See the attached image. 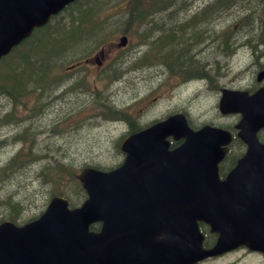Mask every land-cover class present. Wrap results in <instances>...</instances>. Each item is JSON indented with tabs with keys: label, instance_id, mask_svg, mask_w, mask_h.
Here are the masks:
<instances>
[{
	"label": "rangeland",
	"instance_id": "1",
	"mask_svg": "<svg viewBox=\"0 0 264 264\" xmlns=\"http://www.w3.org/2000/svg\"><path fill=\"white\" fill-rule=\"evenodd\" d=\"M83 1L77 9L88 10L92 3L93 8L78 18L73 28L76 33L73 45L68 46L64 57L59 59L64 58L57 65L63 68L59 75L61 83H54L59 81L56 75L59 70L53 67L50 70L54 73L44 72L47 77L42 79L54 83L53 87L38 86L30 81L27 97L23 94L13 97L0 88V221L18 213L16 218L22 223L38 215L55 194H64L71 202L81 203L85 196L78 180L80 171L87 166L108 170L122 162L120 144L128 135L129 125L126 121L103 115L105 105L125 113L131 109L128 114H132L138 125L154 123L175 112L187 114L194 125L225 122L218 116L215 93L204 91L207 85L204 81L178 86L171 80L173 77H166V66L144 64L146 52L159 55L158 52L163 51L160 56L169 62V58L174 59L176 50L158 43L157 32L141 42L138 33L144 31L137 28L128 0ZM147 1L144 6H149ZM203 1L187 0V8ZM220 2L232 9L224 13L213 34L221 33L226 24L235 26L236 55L229 82L240 87L249 86L252 77L246 80L250 75L247 65L254 59L247 48L252 44L258 46L262 39L264 7L261 4L264 0ZM74 14L73 10L65 11L54 25H65V20ZM87 32L97 37L87 40L88 36H84ZM122 35L129 39L124 48L118 46ZM188 44L185 47L191 51L185 53L187 56L205 52L207 57L216 52L211 49L215 48V43L204 51H199L201 47L197 44ZM50 48L58 54L63 51L57 37L55 41L40 39L34 55L42 59ZM82 53L88 55L85 58L102 53L108 66H118V79L105 74L106 68L99 70L94 66L67 71ZM58 58H55L56 63ZM40 63L49 67L46 61ZM135 63L143 66L135 68ZM198 64L202 66V60ZM210 64H205L204 69L211 71ZM225 66L224 61L216 66L219 75L227 73ZM29 72L30 68H27L25 73ZM3 74L10 75L18 85L23 83L21 89L27 86L26 75L22 79L20 74L6 69L0 71V75ZM220 80L222 85L229 86L226 77ZM68 81L72 83L68 85ZM168 84H174V87ZM13 100L17 103L13 104ZM19 151L24 155L19 158L18 167L9 168L10 161Z\"/></svg>",
	"mask_w": 264,
	"mask_h": 264
},
{
	"label": "water",
	"instance_id": "2",
	"mask_svg": "<svg viewBox=\"0 0 264 264\" xmlns=\"http://www.w3.org/2000/svg\"><path fill=\"white\" fill-rule=\"evenodd\" d=\"M71 1L0 0V57ZM121 42L125 44L126 38ZM232 98L236 107L232 111L244 115L245 138L250 144L236 167L237 174L249 169L246 174H252L251 168L264 172V144L256 138V132L264 127V96L258 92L241 105L238 95ZM170 123L129 137L123 144L128 156L117 169L82 170L79 179L88 198L81 207L69 209L67 200L56 196L40 219L24 226L10 222L0 226V264L29 263L27 246L33 248L34 255L42 251L47 264H93L85 257L89 255H94L95 264H135L137 250L140 254L153 252L156 264H162L167 256L171 264L172 259L175 264H190L216 253L203 248L199 220L220 234V249L246 240L244 243L250 245L255 240L261 246L264 218L257 213L264 209V185L258 192L253 190L247 202L224 205L226 188L215 187L213 181L222 152L207 148L201 140L217 133L209 128L192 132L183 121L186 146L166 153V136L176 131ZM96 221L102 222L101 230L90 233L89 225ZM255 233L259 237L255 238ZM22 236H27L23 238L27 246L16 242Z\"/></svg>",
	"mask_w": 264,
	"mask_h": 264
},
{
	"label": "flooded vegetation",
	"instance_id": "3",
	"mask_svg": "<svg viewBox=\"0 0 264 264\" xmlns=\"http://www.w3.org/2000/svg\"><path fill=\"white\" fill-rule=\"evenodd\" d=\"M184 0H174L170 1L165 8L152 9L151 12L148 8H137L136 16V26L139 29L146 30L139 34V38L146 39L147 37L152 36L153 32L159 33L156 37L158 43L169 47L171 45H176V52L173 56L174 59L169 58V62H165L161 58H153L152 55L146 57L144 55V64L147 66H156L162 67L166 66V77H173L171 80L178 86L187 84L188 77L194 78L197 82L204 81L206 89L204 91H210L215 93L216 97V106L218 116L225 122L221 123H210L211 125L221 126L224 129L226 128L233 134V139L229 143L227 153L219 165V177L221 180L227 178L228 174L232 171L236 165L237 159L240 158L247 150L245 143L236 136V125L239 122V119L236 117V114H224L220 111V103L222 98V92L226 88L231 89H242L248 91L249 93H254L260 88L264 89V25L261 26V32L263 33L262 39L259 42L258 46L252 44L247 48V52H250L251 58L254 59L249 63L248 68H250V75L246 80L252 77L249 81V86H236L231 85L229 80L232 79V62L235 56V26L226 24L225 28L222 29L221 33L213 34L214 29L219 25L221 17L224 13H229L232 7H227L220 0H204L203 3H198L196 6L187 8L184 6ZM264 7V4H261ZM162 13V14H159ZM250 31H254L251 29ZM144 41V40H143ZM251 41V39H247ZM191 43V44H188ZM216 44L215 53L213 56L205 57V52H199L195 55H189L193 57L191 62L190 72L187 69V55L186 45L197 44L201 49L199 51L207 50L211 44ZM191 51V50H190ZM202 60L203 65L198 64ZM224 61L226 64L227 73L225 75H219L216 71V66ZM91 63L95 64L94 60H90ZM211 62V64H210ZM86 62L78 63L74 66L73 69H79ZM210 64L211 71L205 70L204 65ZM143 64L135 63V68L142 67ZM183 67L182 70L181 68ZM100 68H106L105 63L100 66ZM72 69V70H73ZM262 72L261 80H258V74ZM227 78V84L225 86L221 84L220 78ZM219 81V82H218ZM72 82L68 81V85ZM170 87H174V84H168ZM232 86V87H231ZM131 112V109L128 113ZM184 113V112H183ZM171 114H168L170 116ZM167 116V117H168ZM129 118L134 122L135 118L132 114H128L122 119V121L129 122ZM238 119V120H237ZM152 123V122H151ZM151 123H147L149 125ZM135 126H146L138 125L134 122ZM264 141V135H263ZM181 141H174L171 143V147H176ZM235 159V160H234ZM245 178V177H244ZM243 179V177H240ZM33 219V217H32ZM25 220V222H27ZM94 230H98V227L93 225ZM27 236H22L20 241H16L20 246L25 244L27 246ZM217 238V236H216ZM216 240V239H215ZM29 258L31 264H44L43 255L40 256L38 253L34 255L33 248L28 247ZM148 259L147 255L140 254L139 250L135 252V264H144ZM196 264H264V252L249 248L248 246H238L236 248L230 249L218 255L207 258L203 261H200Z\"/></svg>",
	"mask_w": 264,
	"mask_h": 264
},
{
	"label": "trees",
	"instance_id": "4",
	"mask_svg": "<svg viewBox=\"0 0 264 264\" xmlns=\"http://www.w3.org/2000/svg\"><path fill=\"white\" fill-rule=\"evenodd\" d=\"M170 1H174V0H159L160 3L158 5V8H165ZM76 23L77 22H75V21H71V24L73 27L76 26ZM52 33H53V29H52L51 23L48 24L47 26L43 27V28L37 29L36 32L30 38L25 40L21 45L17 46L13 50V52H11L9 55H7L6 57H4L0 60V71L2 69H6L10 73H13L16 75L20 74L22 79L26 75V81H27V86H24V89H21V85H23V83H21L20 85L16 84L15 82L12 81L11 76L8 74L0 75V88L2 90H4L5 92H7L8 94H10L13 97H17L18 95L22 94L23 92L28 91L30 81L33 82L34 84L38 85V86H41L43 84L46 86V81H45L46 79L45 80H42V79L44 77H47L44 74V72H47L49 69H51L53 67V63L49 62L50 57L52 56V48H50L48 51H46L43 54V58H42L45 61L49 62L48 68H45L44 65L40 64V61L42 59H37L36 55H34V52L38 48V43H39L40 39H47V40L52 39V40H54V36ZM70 35L75 37L76 33H71ZM90 35L91 34L89 32H87L86 35H84V36H90ZM169 48L172 50H175L177 47H176V45H171V46H169ZM185 49H186V53L188 51H190V49L188 47H186ZM157 58L163 59L162 57H159V56ZM192 61H193V57L188 56L187 57V65L188 66H186L187 67L186 70H188L189 72H190V69H188V67H190ZM27 68H30L29 74L25 73ZM181 69L185 70V69H183V67ZM32 77L37 78L38 81H35ZM19 157L21 158V156H19ZM18 158L17 157L13 158L10 161L9 168H11V167L14 168L16 166L18 167V165H17ZM60 172H61V167H60ZM45 174H47V173L45 172ZM83 194H84V191H83ZM17 215H18V213H15V215H13V216H17Z\"/></svg>",
	"mask_w": 264,
	"mask_h": 264
},
{
	"label": "bare ground",
	"instance_id": "5",
	"mask_svg": "<svg viewBox=\"0 0 264 264\" xmlns=\"http://www.w3.org/2000/svg\"><path fill=\"white\" fill-rule=\"evenodd\" d=\"M159 34V33H158Z\"/></svg>",
	"mask_w": 264,
	"mask_h": 264
}]
</instances>
